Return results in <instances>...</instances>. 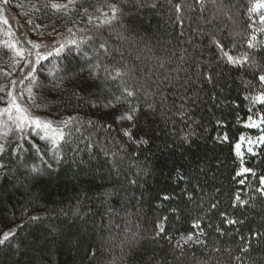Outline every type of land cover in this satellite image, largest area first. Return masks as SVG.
Listing matches in <instances>:
<instances>
[{
  "label": "trees",
  "instance_id": "trees-1",
  "mask_svg": "<svg viewBox=\"0 0 264 264\" xmlns=\"http://www.w3.org/2000/svg\"><path fill=\"white\" fill-rule=\"evenodd\" d=\"M51 2L68 4L10 0L31 36L70 33L25 81L24 101L59 126L74 120L54 145L0 119V238L14 233L0 264H264V105L254 102L264 0H74L59 12ZM9 27L0 22V95L24 66L4 43ZM132 107V121L117 119ZM190 232L204 244L185 243Z\"/></svg>",
  "mask_w": 264,
  "mask_h": 264
},
{
  "label": "snow or ice",
  "instance_id": "snow-or-ice-1",
  "mask_svg": "<svg viewBox=\"0 0 264 264\" xmlns=\"http://www.w3.org/2000/svg\"><path fill=\"white\" fill-rule=\"evenodd\" d=\"M4 3H7L8 0H3ZM74 2V0H68V4H72ZM68 4H60V3H55V2H51L49 5H45L50 6L51 9L55 10L56 12L61 11L62 9L68 7ZM34 8H36L35 5H33ZM111 9V19H115L118 13V7L116 5H110L109 6ZM37 11H39V8H36ZM85 12H87V9H84ZM176 11L177 13H179L181 11V6L179 4L176 5ZM105 16H107V13H104ZM89 22L93 19L92 16L88 17ZM179 19V17H178ZM0 22H2L3 25L5 26H9V21L8 19H5L3 16H0ZM111 20L110 19H105L103 21V23L108 24L110 23ZM260 22L264 23V15H262L260 17ZM29 23H31V21H29ZM35 27H39L38 25H36ZM8 36L13 37L12 39L6 40L4 43L7 45V48L10 49L12 51V53H14V58H15V64L13 65L15 66H19L20 62L23 61L24 62V66L20 68V78L19 79H11L10 80V85H11V90L6 91V93L4 95H0V119H3L6 116V121L5 123L8 125V127L10 129H14L15 131L13 132V134H15V132H19L21 134L24 133L25 128H31V127H35L36 129H44L45 132H51L52 133V141L53 144L55 145L56 142L58 140H63L64 139V135L62 130L56 129L52 122L50 121H41L39 118L37 117H33L30 115L29 112V108L27 106H25L24 103H22V101H24L25 98V93H24V87H26L25 81H27L29 84H31L33 81H35L36 77H35V73H36V65L41 64V61L47 60L48 57L53 55V52H47V53H43L40 51H33L35 49H38L40 47V45L38 44H32L31 45V49H26L21 45V40H23V36H21L20 38H16L15 37V33L11 30V27H9L8 30ZM27 43L31 44V41H27ZM72 43H75V41L73 40ZM214 43L217 44V46L219 47V42L214 41ZM63 45H61L59 48H57L55 50V53L57 55H59L60 51L63 50ZM101 47H104V45L102 44ZM248 48H254V45L251 41H249L248 43ZM35 56V59L32 61H29L27 58L31 57V56ZM225 56L227 57V60L229 63L234 64V65H243L246 62H248L249 57L247 55L237 58V57H233L232 55H230L229 53L225 52ZM27 68L28 71L25 73L24 69ZM0 71H2V69H0ZM5 76H10L11 73H4ZM117 75L119 76L120 73L117 72ZM207 79H211L210 76L206 77ZM258 79L261 83H264V74H261L258 76ZM17 88H19V90L17 91ZM3 86H0V91H3ZM32 88H28V100L31 101L32 100ZM123 94L126 97H133L134 93L132 90H130L129 88H124L123 89ZM121 99V97H116V100L119 101ZM254 102L259 103L264 105V92H261L260 94H258L257 96L254 97ZM137 111V109L135 107H132L128 113L126 115H122L120 117H118V120H122V119H127L129 121H132L134 119V113ZM249 125L250 127H257L258 125L252 121V117H249ZM260 124H264V116H262V118H260ZM125 135L129 136V138H131L132 134L131 132H125ZM140 143H146L147 141L145 140H140ZM259 143H264V135L259 137ZM251 143V142H249ZM237 147H239V144L237 145ZM4 151V144L0 143V153H2ZM249 151H252L251 148H249ZM3 164H0V167H3ZM49 167H51V165H49ZM32 171H36L35 168L32 169ZM245 172H250V169H244ZM254 175V173H253ZM259 184L260 187H258L255 191L257 193L260 194V196L264 197V176H261L259 178ZM237 199L239 200V196H237ZM241 203H244L243 201ZM213 208L215 207V205L212 206ZM31 220L36 221L39 220V217L33 216L31 217ZM226 223H228L229 225L235 224L237 223V221L235 220H231L228 219L226 220ZM193 230L199 229L200 231L197 233V236H203L205 233L203 231V228L201 226V224L199 222H194L192 225ZM217 231H219V229H217ZM164 229L161 228L159 229V232L157 233V235H159L160 233H163ZM223 234V233H221ZM14 236V233L12 232H6L3 234V237L0 238V245H3L6 241L9 240L10 237ZM188 242H192L194 244H204L203 240L200 239H193V233H189L187 236V239L185 240V243ZM177 247H180V245L178 244ZM249 249L247 247L243 248L242 251L243 252H247ZM216 251H219V249H216ZM239 259V257L237 258Z\"/></svg>",
  "mask_w": 264,
  "mask_h": 264
},
{
  "label": "rangeland",
  "instance_id": "rangeland-1",
  "mask_svg": "<svg viewBox=\"0 0 264 264\" xmlns=\"http://www.w3.org/2000/svg\"><path fill=\"white\" fill-rule=\"evenodd\" d=\"M257 7H258V9L264 8V3H262V2L258 3ZM0 16H3L5 19H8L9 26L11 27L12 31L15 33L16 38H20L21 36H23V40H21L20 46H22L26 49H31L32 44L40 45V47L38 49L33 50L34 52L35 51H40L43 53L53 52V54H54L55 50L57 48H59L61 45L66 46L70 40V33L69 32H62V33H59V34H57L51 38H47V39H40V38L31 36L24 19L22 17H20L19 15H17L13 11L11 4H10V0H8L7 3H4L3 0H0ZM229 17H230V15L227 14V16H225V19L228 20ZM27 41H31V44L27 43ZM27 59L29 61H32L35 59V56L33 55L31 57H28ZM24 71L26 73L28 71V69L25 68ZM22 103H24L25 106H27L29 108V112H30L31 116L37 117L41 121H50V122H52L53 126L59 130H62V128L66 124H68L69 122H72L74 120L73 117L72 118H62V125L59 126L60 122L54 121V119L50 118L49 116H47L45 114H40L36 111H33L31 109V107L29 106V104H27L25 101H22ZM41 130H43L46 137H48V138L52 137L51 132L46 133L45 130L42 128H41ZM63 135H64V133H63ZM59 141L60 140H58L57 143ZM258 141H259V139H258ZM259 144H261V143H259Z\"/></svg>",
  "mask_w": 264,
  "mask_h": 264
}]
</instances>
